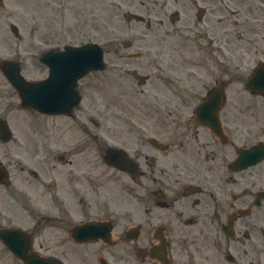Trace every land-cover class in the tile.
<instances>
[{
  "label": "flooded vegetation",
  "instance_id": "af4514ba",
  "mask_svg": "<svg viewBox=\"0 0 264 264\" xmlns=\"http://www.w3.org/2000/svg\"><path fill=\"white\" fill-rule=\"evenodd\" d=\"M23 2L32 18L31 57L45 46L88 40L100 28L109 39L114 20L129 38V48L110 50L125 59L117 77L136 87L121 93L148 106L154 123L139 128L127 113L125 137L108 129L105 178L97 182L105 192L91 162L81 170L76 159L98 137L92 113L86 122L75 112L44 115L79 122L85 145L67 150L56 136L13 130L0 141V230L19 228V247L27 236L29 250L44 256L68 260L66 250H75L70 264H264V160L243 167L239 151L264 149V0ZM11 5L0 0L6 17ZM41 73L47 76L45 65ZM112 143L121 155H111ZM80 200L86 208L78 212ZM87 220L105 234L86 242L72 235ZM14 236L0 235V264H25L3 240Z\"/></svg>",
  "mask_w": 264,
  "mask_h": 264
},
{
  "label": "rangeland",
  "instance_id": "374dc122",
  "mask_svg": "<svg viewBox=\"0 0 264 264\" xmlns=\"http://www.w3.org/2000/svg\"><path fill=\"white\" fill-rule=\"evenodd\" d=\"M11 7V9L9 8V11L12 13L10 17H6L4 11L0 10V57H2L1 51L6 53L7 51H11L13 58L20 62L24 75L28 79H38L42 76L41 72L43 66L39 64L37 58L33 59L28 54L30 49L28 36L29 32H32L33 29L29 8L24 4L23 0H12ZM6 21H12V23L17 25L19 35L15 36L9 30ZM110 26L111 38L114 36L119 37L121 35L117 30L119 26L114 20H112ZM102 33V29H100L99 33L92 35V38L100 40L101 43H103L102 38L104 35H102ZM36 41L37 40H33V44H35ZM104 57L108 67L107 71L105 69V71L102 72L91 73L85 79L79 81L85 97L81 103V108L76 112V115L81 117L85 122V115L92 113L94 117L95 123L93 125V132L96 137H98L91 142L93 145L91 152L89 154L84 153L78 158L76 156V159L79 164L78 167H80L81 170L89 168L87 162H91L90 165L92 169H89L93 172L96 187L100 188L102 192H105V186H97V182H103L105 178V166L103 164L101 150L103 145L101 139L105 138L108 129L117 140H121V136L125 137L123 132L125 121H123V117H125L124 115L127 113V115H131L135 120L139 121L136 122L139 128L140 126H150L154 123V119L149 121L147 118L149 114L145 109H148V106L134 104L133 100L121 93V91L131 93V89L136 88L132 83L124 84V82L117 77L122 71L119 73V69L115 68L119 67L120 62L125 59L117 58L118 56L115 53L107 51ZM144 59L145 58L138 60L131 59V65L138 61L143 64L145 61ZM148 60L151 61L150 58H148ZM110 74L111 76H109ZM0 116L7 119L12 128L16 130L18 132L17 134L20 136L29 133L32 134V131L38 132L35 134L36 136L41 134L56 136L62 140L63 148L66 150L71 144L77 145V143H79L77 146L85 145L86 138H81L82 134L79 130V122L75 123L74 120L67 118L61 119L60 117L54 118L37 115L35 112L21 109L17 94L9 85L6 78L1 74V71ZM239 117L246 120V110H244L242 114L239 112ZM81 173L82 172H80V174ZM84 181L87 183L86 176H84ZM105 185L107 184L105 183ZM118 189L120 192L122 186H116L113 191H118ZM84 208H86L84 202L80 200L78 206L76 205V209L79 212L80 210H84ZM79 218H82V216H79ZM66 256L68 260L72 261V259L77 256V251L67 249ZM68 260L66 259V261H64L65 264H70Z\"/></svg>",
  "mask_w": 264,
  "mask_h": 264
},
{
  "label": "water",
  "instance_id": "95a60500",
  "mask_svg": "<svg viewBox=\"0 0 264 264\" xmlns=\"http://www.w3.org/2000/svg\"><path fill=\"white\" fill-rule=\"evenodd\" d=\"M70 49L75 50V54L65 55L66 57L58 56L55 59L59 60L60 63H56L54 65L51 63L49 65L51 78L49 77L50 79L46 81L28 83L20 75V68L15 62L4 61L1 63L0 67L3 74L7 77L11 85L18 91V95L24 106L35 108L38 111L46 113H56L65 112V110L72 106V104L78 102L79 97L76 96V92L74 90L76 79L83 76L89 70L103 68V54L101 48L97 44H86L80 48ZM69 65L70 67L68 68L67 66ZM62 67L65 68L62 69ZM57 73H59V75H72L71 84L68 86L71 90L70 92H72L74 96L73 103H71V105H63L65 104L63 102V98L67 96L65 93L66 89L59 85L57 78H55ZM6 129V123L0 120V131H5ZM29 261L30 264H35L32 263L31 260Z\"/></svg>",
  "mask_w": 264,
  "mask_h": 264
}]
</instances>
